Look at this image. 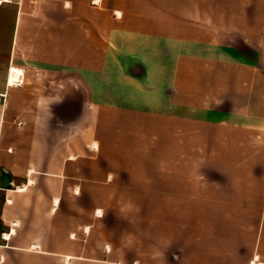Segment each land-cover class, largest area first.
Returning <instances> with one entry per match:
<instances>
[{"label": "crops", "instance_id": "obj_1", "mask_svg": "<svg viewBox=\"0 0 264 264\" xmlns=\"http://www.w3.org/2000/svg\"><path fill=\"white\" fill-rule=\"evenodd\" d=\"M5 8L0 264H264V0Z\"/></svg>", "mask_w": 264, "mask_h": 264}, {"label": "rangeland", "instance_id": "obj_2", "mask_svg": "<svg viewBox=\"0 0 264 264\" xmlns=\"http://www.w3.org/2000/svg\"><path fill=\"white\" fill-rule=\"evenodd\" d=\"M1 10V9H0ZM12 10L5 8L0 11V84L6 83L9 76V53H10V25L12 21ZM187 194L178 193H151L143 192L137 194H131V201H143L147 204L154 205V208L147 209H131V219L148 216L153 217L157 215L164 219L168 217H185L187 213L186 209V196ZM197 197V193L194 194ZM201 195V194H200ZM2 201V198H0ZM139 241L131 242V249H136ZM147 243V242H146ZM106 246L104 241V247Z\"/></svg>", "mask_w": 264, "mask_h": 264}, {"label": "bare ground", "instance_id": "obj_3", "mask_svg": "<svg viewBox=\"0 0 264 264\" xmlns=\"http://www.w3.org/2000/svg\"><path fill=\"white\" fill-rule=\"evenodd\" d=\"M12 69V68H11ZM10 69V70H11ZM22 76V71L16 68H13L10 72H9V76H8V84L10 86H14L15 82L18 81L20 79V77ZM22 78V77H21ZM23 81V80H22Z\"/></svg>", "mask_w": 264, "mask_h": 264}, {"label": "water", "instance_id": "obj_4", "mask_svg": "<svg viewBox=\"0 0 264 264\" xmlns=\"http://www.w3.org/2000/svg\"><path fill=\"white\" fill-rule=\"evenodd\" d=\"M10 185V179L8 176H5L2 182V189H8Z\"/></svg>", "mask_w": 264, "mask_h": 264}, {"label": "built area", "instance_id": "obj_5", "mask_svg": "<svg viewBox=\"0 0 264 264\" xmlns=\"http://www.w3.org/2000/svg\"><path fill=\"white\" fill-rule=\"evenodd\" d=\"M18 84H21L20 79H19L18 81L15 82V85H18ZM4 98H5V96H3V95L0 96V102H1V100L4 99Z\"/></svg>", "mask_w": 264, "mask_h": 264}, {"label": "snow or ice", "instance_id": "obj_6", "mask_svg": "<svg viewBox=\"0 0 264 264\" xmlns=\"http://www.w3.org/2000/svg\"><path fill=\"white\" fill-rule=\"evenodd\" d=\"M97 214L99 215L100 213L98 212Z\"/></svg>", "mask_w": 264, "mask_h": 264}]
</instances>
